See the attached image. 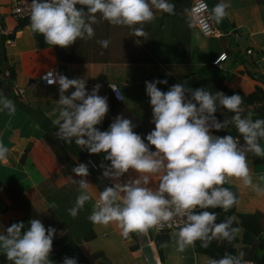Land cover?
I'll list each match as a JSON object with an SVG mask.
<instances>
[{"label":"clouds","instance_id":"clouds-1","mask_svg":"<svg viewBox=\"0 0 264 264\" xmlns=\"http://www.w3.org/2000/svg\"><path fill=\"white\" fill-rule=\"evenodd\" d=\"M229 7L220 0L208 19L221 23ZM154 9L174 14L175 6L169 0H31L30 28L42 34L48 45L67 49L78 39L94 37L93 25L99 13L101 20L128 26L133 35L146 37L143 25L155 19ZM97 43L106 49L110 41ZM48 77L47 83L57 84L59 91L60 108L53 120L57 138L65 143L74 140L90 155L103 153L104 160L110 162L99 165L102 178L111 183L95 200L88 217L92 223L115 224L125 239L175 223V250L179 253L194 248L197 241L200 247L208 248L213 240L231 243L236 238L240 229L233 226L232 219L217 222V212L209 209L227 212L239 203L236 194L224 186L233 178L257 196H264V175L254 183L248 163L249 153L264 158V119L242 114L241 95L213 94L185 83L174 84L165 92L157 85H166L167 80L145 81L155 127L142 138L134 131L137 125L122 115H117L105 131L97 127L109 112L108 98L98 94L101 84L89 92L82 78L69 79L61 73H48ZM110 87L116 92L115 86ZM221 108L233 113L230 119H217L215 113ZM0 111L9 115L16 112L15 103L2 93ZM230 125L238 135L214 134ZM8 153L9 148L0 142V161H6ZM91 163H78L72 169L80 177L73 182L81 190L75 205L68 209L72 217L92 199L86 179ZM28 225L20 221L6 227L0 233V252L11 264H55L50 256L56 229L45 228L37 218L30 219ZM160 246L167 247L168 242ZM244 256L243 251L237 255L226 252L218 259L209 258L206 264H251ZM62 264L78 262L65 256Z\"/></svg>","mask_w":264,"mask_h":264},{"label":"crops","instance_id":"crops-1","mask_svg":"<svg viewBox=\"0 0 264 264\" xmlns=\"http://www.w3.org/2000/svg\"><path fill=\"white\" fill-rule=\"evenodd\" d=\"M5 1L0 0V34L10 33L19 22L11 15ZM191 1L185 9V0L183 5L181 1L169 0L176 8L174 14L154 9L155 19L143 25L146 37L133 35L128 26H115L103 21L98 13V22L93 25L94 37L78 39L67 49L48 45L42 34L32 32L29 21L13 38L2 41L0 37V68L6 71L5 66H12L15 71L14 90L20 99L40 109L52 120L57 118L60 108L57 103L58 85L44 84L40 79V74L49 68L69 79H84L89 92L94 85L101 84L98 94L108 98L109 112L105 119L109 125L117 115H122L148 132L155 126L151 123L152 107L145 81L167 80L166 85H157L165 92L177 83L189 86L188 83L195 80L192 74L219 53L226 52L222 67L224 83L228 88L249 92L256 85L264 87V3L258 0H224L230 7L222 22L214 23L222 32L216 37L203 35L193 24L188 13ZM207 1L210 10L220 2ZM105 39L110 41L106 49L97 43ZM110 83L117 84L122 100H117ZM31 112L38 116L34 110ZM33 117L19 105H16V112L12 115L0 111V142L9 148L7 160L0 161V224L10 226L27 210L37 218L47 217L50 205L55 203L56 207L52 210L63 224L60 229L57 224L54 225L56 235L64 230L73 236L88 234V239L79 244L89 261L87 264H149L142 251L143 243L150 245L156 264H161L151 239L152 230L147 235L133 233L125 239L115 224H94L89 220L99 192L111 183L102 178L101 163H96V167L89 164L90 175L86 179L91 184L92 199L85 203L76 217H72L68 209L75 205L81 191L73 179L79 180L80 177L73 172L68 176L62 174L60 163L55 159L40 162L42 170L29 156L21 160L26 147L31 142H37L43 134ZM261 144L264 146V141ZM103 163L110 162L104 160ZM248 163L254 183L258 182V177L264 175V158L261 162H254L248 157ZM3 184H17L30 205L23 208L13 204L2 189ZM229 184L237 192L239 203L235 205V211L258 213L264 237V196H257L234 178ZM237 227L240 232L236 240H239L243 227ZM176 231H168L172 241L163 247L164 264H206L207 256L193 251L191 247L183 253L175 250Z\"/></svg>","mask_w":264,"mask_h":264},{"label":"trees","instance_id":"trees-1","mask_svg":"<svg viewBox=\"0 0 264 264\" xmlns=\"http://www.w3.org/2000/svg\"><path fill=\"white\" fill-rule=\"evenodd\" d=\"M181 1L182 5L184 0ZM188 1L185 0V6L183 8H188ZM264 3V0H258ZM176 9V8H175ZM167 14V13H165ZM30 15L19 20L18 24L13 28V30L8 34H0L2 41L6 38H13L18 35L22 27L30 21ZM227 55V53H226ZM215 58V57H214ZM213 58V59H214ZM213 59L204 65H202L197 72L192 74L194 81L189 82V86L193 89L195 88H205L206 90L215 94L216 91L223 92L225 95L231 96L233 94H239L243 98V103L241 105L242 114L247 115L248 113H253V119H264V87L256 85L251 91L243 92L239 89L228 88L224 83V71L222 63L220 65L214 64ZM9 74L4 75L5 69L0 68V93L11 99L15 105H19L25 111L33 117V119L38 123L39 127L43 130V134L37 142H31L22 154L21 160L24 157L29 156L32 161L41 170L40 162H46L49 160H58L60 163V169L62 174L65 176L70 175L73 171L72 169L78 163L88 164L92 160L95 164L99 165L104 161V154H89L87 150H81V147L76 145L74 140L72 143H65L56 136L57 126L53 124V120L42 112L38 108H34L29 103H24L19 95L14 90V68L10 65L5 66ZM191 79V78H190ZM122 94V93H121ZM123 98V96H122ZM31 110H34L38 116L33 115ZM33 115V116H32ZM218 120L223 121L224 119H230L233 113L221 108L215 113ZM101 131H105L109 128V123L107 119H104L101 125L97 126ZM134 131L142 136L146 137L149 133L147 129L136 126ZM215 135L224 136L231 134L233 136L237 135L234 126H229L226 130H221L215 132ZM147 143V141L145 140ZM154 150V147L153 149ZM254 162H261L263 158L256 157L251 153L248 154ZM93 158V159H92ZM96 165V166H97ZM39 169V170H40ZM225 187H229L236 195L237 192L232 184H226ZM2 189L7 192L11 202L13 204H18L20 207H28L30 205L29 200L24 195L23 191L17 184H3ZM50 214L47 217L40 216V218L29 214V211H25L21 219L16 220V222L23 221L27 226L28 222L32 218H37L42 221L45 228L49 226L55 228V224L58 225L59 229L63 227L62 221L54 213L51 207H49ZM209 211L217 212V222L224 220V217L229 216L233 221V226L237 227L241 225L243 227V233L239 240L236 238L228 243L223 240H213L208 248L200 247V242H196V246L192 248L193 251L203 253L207 258H220L226 252L233 255H237L240 251L245 253L244 259L252 258L256 260L259 264H264V237L261 235V216L258 213H240L235 211V205L227 212L222 209H209ZM39 214V213H38ZM37 214V216H39ZM15 222V223H16ZM8 225L0 224V233H4L5 228ZM89 230V229H88ZM88 239V234L85 232L82 236H73L67 230H64L61 234L55 235L53 240V251L50 259L55 261V264H62L63 258L65 256L70 258H76L78 264L89 263L88 259L84 253L80 250L79 244ZM151 239L154 241L158 256L160 258L161 264H164L165 255L163 248L160 246L163 242H171L172 238L168 231L155 232L154 229L151 231ZM186 255V254H185ZM0 262L2 264H11L7 260L6 256L0 252Z\"/></svg>","mask_w":264,"mask_h":264},{"label":"built area","instance_id":"built-area-1","mask_svg":"<svg viewBox=\"0 0 264 264\" xmlns=\"http://www.w3.org/2000/svg\"><path fill=\"white\" fill-rule=\"evenodd\" d=\"M202 5H206V7H202ZM30 6H31V0H9L10 13L17 20H20L30 15ZM209 12H210V7L207 0H192L188 9V13L193 21V24L198 28V30L203 35L216 36V37L221 36L222 32L218 28H216L214 22L208 19ZM248 52H250V50H248ZM226 57H227L226 52H221L213 59L212 62L216 65H220L222 61L226 59ZM48 73L55 74L52 68H49L40 74V79L44 84H48L47 79L50 78L48 77ZM8 74H9L8 70L4 71V75H8ZM109 85L115 86L116 92L118 93L120 98H118L117 93L111 87L110 88L114 93L115 97L117 98V100H122V94L117 84L110 83ZM90 161L92 162L90 165L96 167V164L92 160ZM171 230H177L175 223L171 224L170 226L165 225V227L162 230L159 231L156 230V231L160 232V231H171ZM245 260L250 261L251 264H259L256 260L252 258H246Z\"/></svg>","mask_w":264,"mask_h":264},{"label":"water","instance_id":"water-1","mask_svg":"<svg viewBox=\"0 0 264 264\" xmlns=\"http://www.w3.org/2000/svg\"><path fill=\"white\" fill-rule=\"evenodd\" d=\"M227 218H229V216L224 217V219H227ZM143 242H145V241H143ZM142 251H143V254L145 255L149 264H156L157 263L156 258L153 254V251H152V249L148 243H143Z\"/></svg>","mask_w":264,"mask_h":264},{"label":"rangeland","instance_id":"rangeland-1","mask_svg":"<svg viewBox=\"0 0 264 264\" xmlns=\"http://www.w3.org/2000/svg\"><path fill=\"white\" fill-rule=\"evenodd\" d=\"M5 3H6V5H7V7L10 8V7H9V1L6 0ZM5 3L3 2L4 5H5ZM20 95H21V93H20ZM19 97H20V96H19ZM0 264H2V263L0 262Z\"/></svg>","mask_w":264,"mask_h":264}]
</instances>
